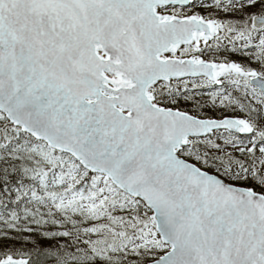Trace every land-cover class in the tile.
I'll return each instance as SVG.
<instances>
[{
  "label": "snow or ice",
  "instance_id": "obj_1",
  "mask_svg": "<svg viewBox=\"0 0 264 264\" xmlns=\"http://www.w3.org/2000/svg\"><path fill=\"white\" fill-rule=\"evenodd\" d=\"M0 264H264V0H0Z\"/></svg>",
  "mask_w": 264,
  "mask_h": 264
},
{
  "label": "trees",
  "instance_id": "obj_2",
  "mask_svg": "<svg viewBox=\"0 0 264 264\" xmlns=\"http://www.w3.org/2000/svg\"><path fill=\"white\" fill-rule=\"evenodd\" d=\"M0 187H2V185H0Z\"/></svg>",
  "mask_w": 264,
  "mask_h": 264
}]
</instances>
